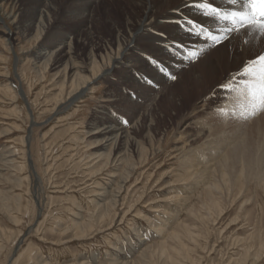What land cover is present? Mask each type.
<instances>
[{
	"label": "rangeland",
	"instance_id": "1",
	"mask_svg": "<svg viewBox=\"0 0 264 264\" xmlns=\"http://www.w3.org/2000/svg\"><path fill=\"white\" fill-rule=\"evenodd\" d=\"M5 2L13 40L7 44L1 26L0 264H264V107L253 112L254 80L243 71L262 50L239 52L231 42L232 57L220 68L209 46L198 61L177 67L175 79L141 85L157 95L136 92L133 147L100 151L90 128L103 108L130 118L132 111L119 109L131 89L112 73L65 110L67 96L88 72L111 67L115 33L134 31L132 8L126 0H98L69 17L83 1ZM40 11L49 17L41 20ZM63 36L71 60H35V51ZM209 146L219 156L232 150L227 166L218 169L222 160L212 154L213 171H187V161ZM249 154L258 155L257 164Z\"/></svg>",
	"mask_w": 264,
	"mask_h": 264
},
{
	"label": "bare ground",
	"instance_id": "2",
	"mask_svg": "<svg viewBox=\"0 0 264 264\" xmlns=\"http://www.w3.org/2000/svg\"><path fill=\"white\" fill-rule=\"evenodd\" d=\"M5 1L6 0H0V27L3 26L7 30L8 34L6 36V41L8 42V45H11V40H13L11 38V35L13 34V32L7 25V20H10L11 16L5 14V11H2V4ZM97 1L98 0H76V2H82L81 8H74L73 10H71V12L69 11L70 13L67 12V14L69 17H76L82 12H85L91 7H93L97 3ZM126 1L128 2V5L132 8L133 13H135V15L132 14V16L136 17L133 20L134 31L130 35L128 32L127 34H125V36H122V33L120 32L115 33L114 42L116 50H118V52L113 57H111V67L105 71L102 70L103 72H100L99 74H94L93 71L88 72L89 77L85 76L83 81L77 84L75 90L68 94L67 104L65 108V110L70 108L71 106H73V104H75L78 100L85 96L89 90V87L96 84L98 80H102L104 83H106L105 81L107 77L112 76V73L116 74L122 84L128 85L129 89H131L130 96L125 99V107L123 106L118 109L123 114L131 111L133 112V114L130 118L124 119L122 118L124 117L122 114L118 115L117 113H114L115 109H113V111H106V109L103 108L101 109V111L99 110L100 115H102L100 123L92 125L90 128V133L91 136L96 138V147L100 151H105L108 148H114L117 154H121V152H123L124 150L127 151V148L130 149L134 145L132 138L130 139L129 137V132L131 130L134 131V133H137L136 125L139 119V111H141V108H139L140 103L136 100V98H140V94L136 92L145 90V96H147V98L149 95L153 94L156 98L157 92L153 90V93H151L152 88L151 90L146 89L144 87L142 88L141 85L148 84V86L151 85L152 87H157L158 82L160 84H162L163 82H169L174 70H177V67H180L182 65L187 67V65L189 66L199 60V58L197 60H190L188 58V53L190 51H197L200 53V55H202L205 52L203 51L204 48L212 46L214 50L213 54L216 58L215 65L217 63L218 67L220 68L224 60H227L228 58L232 57V54H229L230 52L227 50L230 49L229 44L231 42H238L239 52L246 51L247 47H250L251 49L259 47L260 51H264V43L261 42L260 38L257 37L253 40V38L246 35L245 31L243 30L233 32L227 39H223L224 30L226 29V27L231 26L230 23L221 21L219 18L216 17L205 16L202 11L196 6L198 4L211 2L214 6L219 7L221 9L236 10L239 7V3L237 5H229L227 3V0H183L182 2L181 0ZM178 1H180V3H178ZM46 9L48 10V14L59 15V11L56 7L47 5ZM48 14L46 12L43 13V11L39 12L40 17L42 15L41 20L43 17L48 18ZM188 20H192L195 24L199 25L195 32L192 31L191 26L187 23ZM49 22L50 21L48 20L47 25L41 26L43 32L47 29ZM42 24L44 23L42 22ZM127 25L125 26L126 32L128 31ZM200 28H203L205 32H211L214 35L220 36L221 39H223V43L213 45L212 42L207 38V36L204 33L200 32ZM174 39L182 41L183 46H180L178 43H174ZM248 41H251V43H248ZM138 44H141L143 46L138 47ZM112 46L114 45H104L101 50H105V47ZM33 56L37 61H43L47 60L50 57H55V60L58 65L60 63L65 64L66 62L71 60V58L74 57V55H71L70 41L68 42V38H64V36L62 37V39L55 41L50 46L45 47V49H41L38 52L35 51L33 53ZM17 61L18 59L15 56V66L17 65ZM151 61H156V63H152ZM204 61L201 63L206 65L207 62ZM95 64L96 62L94 61L91 65L95 66ZM215 65H212V70L213 68H215ZM116 84L119 85L118 83ZM148 91H150L151 94H148ZM111 94L112 93H110V96ZM145 96L141 100L145 99ZM147 98L145 100H147ZM112 100L116 101L117 99L115 98ZM151 100H154V98H152ZM117 103H119V101ZM230 143L232 145V143L235 144L236 142L230 141L228 145H230ZM235 146L237 147V145H234L233 147L236 148ZM219 150V147L215 148L214 150H212V146L206 147L203 150V157L202 154H199L196 159L187 161L188 164L186 170H192L195 174L198 171H204L205 173L203 174L207 175L208 172L210 173L211 169L213 171L217 167L216 161V163L214 162L215 164L212 163L214 165L209 166V163L212 161V154L217 157L218 160H222L220 162L218 161V169L224 168V165L227 166V161L224 160H229L232 158V150L229 149L230 151L225 152L222 156L216 155V152L218 153ZM245 153L248 154L249 152ZM246 154H243L242 158L244 166L247 165L250 161L248 159L250 157H247ZM250 155L252 156V154H249L248 156ZM257 156L258 155H255V159L252 156L254 164H257V162L259 161V157ZM2 160L6 162V158L0 156V161ZM5 165V163L0 165L1 172L6 171V168L3 169ZM253 165L250 167L254 168ZM242 168L244 169V167ZM260 171V173H264L262 172V170ZM255 175H257V173ZM261 175L263 176V174ZM118 263L128 264L129 262H126V260H122Z\"/></svg>",
	"mask_w": 264,
	"mask_h": 264
},
{
	"label": "snow or ice",
	"instance_id": "3",
	"mask_svg": "<svg viewBox=\"0 0 264 264\" xmlns=\"http://www.w3.org/2000/svg\"><path fill=\"white\" fill-rule=\"evenodd\" d=\"M227 3L229 5H237L239 3V7L236 10L221 9L214 6L211 2L196 6L205 16L216 17L221 21L230 23L231 26L226 27L224 30L223 39H227L233 32L243 30L253 40L259 37L261 42L264 43V0H227ZM187 23L191 26L193 32L199 27L192 20H188ZM200 32L204 33L213 45L223 43V39L220 36L205 32L203 28H200ZM174 43L183 46L182 41L174 39ZM248 43H251V41H248ZM199 56L200 53L197 51L188 53L190 60L199 58ZM151 62L156 63V61ZM243 71L252 76L254 80V83L249 85V91L253 101V112H255L258 107H264V51L253 59L248 60L244 65ZM171 78L175 79L174 76Z\"/></svg>",
	"mask_w": 264,
	"mask_h": 264
}]
</instances>
